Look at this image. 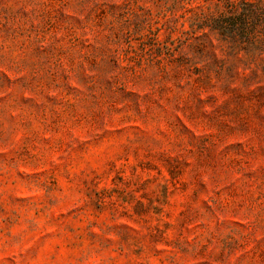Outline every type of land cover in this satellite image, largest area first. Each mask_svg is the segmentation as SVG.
<instances>
[{
  "label": "rangeland",
  "instance_id": "1",
  "mask_svg": "<svg viewBox=\"0 0 264 264\" xmlns=\"http://www.w3.org/2000/svg\"><path fill=\"white\" fill-rule=\"evenodd\" d=\"M233 2L0 0V264H264Z\"/></svg>",
  "mask_w": 264,
  "mask_h": 264
},
{
  "label": "trees",
  "instance_id": "2",
  "mask_svg": "<svg viewBox=\"0 0 264 264\" xmlns=\"http://www.w3.org/2000/svg\"><path fill=\"white\" fill-rule=\"evenodd\" d=\"M236 13L228 17L229 20L221 21L230 26L232 36L238 34L241 40L247 45L248 50H264V32L259 30L260 19H264V7H257L245 0L233 2ZM204 18L205 15L203 16ZM218 25V24H215Z\"/></svg>",
  "mask_w": 264,
  "mask_h": 264
}]
</instances>
